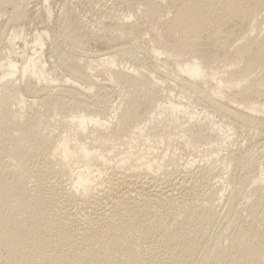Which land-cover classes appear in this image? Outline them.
<instances>
[{"label": "bare ground", "instance_id": "bare-ground-1", "mask_svg": "<svg viewBox=\"0 0 264 264\" xmlns=\"http://www.w3.org/2000/svg\"><path fill=\"white\" fill-rule=\"evenodd\" d=\"M111 1L128 14L88 22L104 51H85L83 16L58 25L69 46L52 56L73 80L60 83L42 62L46 31L19 63L23 30L8 27L27 0H0V264H264V0ZM119 54L131 68H113ZM92 72L122 85L114 107L91 95ZM53 107L72 110L64 135ZM234 127L246 144L219 155ZM221 180L249 185L242 207Z\"/></svg>", "mask_w": 264, "mask_h": 264}, {"label": "rangeland", "instance_id": "rangeland-1", "mask_svg": "<svg viewBox=\"0 0 264 264\" xmlns=\"http://www.w3.org/2000/svg\"><path fill=\"white\" fill-rule=\"evenodd\" d=\"M27 2L28 3H27V6H26V9H25V12H21L16 17H14V21L10 22L9 27H8V29H10V30H12V29L17 30V31L23 30V31L20 32L21 33L20 34L21 35L20 39H18L19 41L18 40L16 41L18 43L15 46L17 53L20 52V50L24 51V53H25V56H24L25 60H22L19 63L23 64V63L27 62V56H32V49H31V45L32 44H31V42H33V35L37 31L39 33L43 32V31H46L48 37L44 36V46L42 48L43 49L42 51H44L42 53L44 55H42V62L44 61L43 64L45 66L46 73L49 72V74H47V75L49 77L57 80V81H60V83L63 80H66L68 78L70 79V76H69L68 72L66 71V69L60 64V62L55 57L52 56L51 43H53L55 45V47L60 52L67 51L69 45L67 44V41H65V39L63 37L59 36L60 33H61V28L58 27V25H60L64 20L73 19L72 15H81V16H83L82 17V21H81L80 24H81V27L83 28V30L86 31L89 34V38H90V42L85 47V51L86 52H90V51L99 52V51H104L105 47H103L101 45V35H100V33L97 31L96 28H92L90 26L91 23H88L91 20V18H92V20H94L95 19L94 17H97V15H95L97 13L99 15H101L102 18H106V19L108 17H114V18L117 19L119 17H124V16H126L128 14V11H127L126 8H124L123 6H118L117 4H115L111 0H107L105 2V5L102 6V8H101V6H99V4L96 5L95 3H94V5L92 4L91 5L92 7L90 8L88 6V4H87V1H84V0H47L46 3H44L43 0H30V1L27 0ZM0 4H1L0 5V8H1L0 9V14H1L0 15L1 16V18H0V26H1L2 24H4V21L5 22L7 21L6 18L9 17L8 20H11V18H10V15H9L10 8L8 7V5L2 4V3H0ZM2 9L5 12L7 11L8 14H7V12L5 14H3L4 11ZM2 11H3V13H2ZM48 12L50 13V17L48 16ZM124 12H126V13H124ZM70 13L72 15H70ZM115 15H116V17H115ZM6 16H8V17H6ZM10 25H11V27H10ZM9 34H10V32H9ZM22 34H23V37H22ZM25 41H26V43H25L26 45H24ZM76 50H78V49H76ZM3 52H6V51L3 50ZM138 55H139V57L138 56L137 57L139 58L140 65L142 67L141 70L142 71H146L149 68V66L151 65L152 61L147 59V57H144L141 54H138ZM128 57H129V55H128ZM128 57H127L126 54L117 55L116 59H115L116 62L114 64L113 68L115 70H119V69H122V68H125V69L131 68L130 64H128V60H127ZM120 66H121V68H119ZM100 69H102V68H100ZM104 69H106V68H104ZM169 69L173 73H178L177 69L174 66H170ZM92 73L95 74L94 78L99 83V85L93 87V90L91 91V95H96V94H98L100 92H106L107 97L109 98V100H111L110 102H108L110 108L114 107L116 105V103L117 104L119 103V100L122 97L121 95L123 93H121V92H123V90H124L123 87H121L122 85H120V84L118 85L116 82H114L112 80H109L106 77V75L103 74V73L99 74V75L97 74V76H96L95 72H92ZM71 81H73V80H71ZM58 83L59 82H56V85ZM67 85L70 86V83H68ZM212 85H214V82H212ZM69 88H71V87H69ZM171 94L172 95L175 94L176 96H179V99H177V100H180L183 105L186 104L187 102L191 103V100L187 101V97L186 96H183L182 94L176 93V91L171 92ZM82 97H84V96L82 95ZM181 98H183V100H181ZM27 100H29V98H27ZM27 104L28 103H26L25 106H28ZM108 104H107V106H108ZM190 105H191V107H193L192 109L196 108L194 110L195 112L199 111L201 109V107H198L197 105H194L193 103L190 104ZM91 108L93 109V111H95L94 109H96L95 106H91ZM110 108L107 111L108 113H106L104 115V117H103V118H105L107 120H111V117L113 116V114L111 113V109ZM92 109L90 110L91 112H92ZM71 111L72 110L70 108H64V109H60L59 107H53L52 108L51 113L53 114L54 117H52V116H50V117L54 118L56 120L54 122V127H53V129L55 130L54 132H56L58 130L56 133L61 131L62 135H64L63 134L64 132L62 131L64 129H61V127L59 126L60 125L59 122L61 120L62 121L67 120V116H69V114L71 115ZM211 115H212V118H211L212 122L214 121L217 124H221V123L222 124H227L228 123V121L226 119H221L216 114L212 113ZM107 117L110 118V119H108ZM209 126L210 125H208L205 122H203V125H201L203 130L206 129L207 127H209ZM233 129H234V131L232 133H230V135H229L230 138L228 140L224 141L223 144L226 143L225 145L221 144V145L215 146V149H216V147L221 149L220 150L221 152L219 151V153H218L219 155L220 154L224 155L226 153L225 152L226 151L225 148H228L229 146H230L229 148H231V149H236L237 146H238L237 143L240 144V145H245L246 144L245 142L247 140L246 136H247L248 132L244 128L242 129L240 127H234ZM245 134H246V136H245ZM227 141H229V142H227ZM170 143H171V145L168 146V148L170 150V151L168 150L169 153L171 152L172 154L176 155L181 160L191 159L193 157L189 153L190 150H188L189 148L191 149L193 146L187 145V144L184 145L185 143L182 144L179 141H177L176 143L174 141H172ZM178 143H179V145H178ZM181 145H183L185 148L183 146H181ZM160 146H163V144L160 145ZM206 148H208V147H206ZM206 148H204L205 149L204 151H206ZM192 149L196 150L195 147H193ZM197 151H199L198 152L199 157L201 156L199 158L196 155L197 156V158H196L197 161L202 159V157H204L205 153L206 154L209 153V150L207 152H204L203 148L201 149L200 147L197 148ZM201 153H203L204 155L203 154L201 155ZM179 155H180V157H179ZM259 158H260V162H262L263 165H264V155L259 157ZM256 171L257 170H255V172L252 173V176L255 175ZM223 176L225 177V175H222V177ZM223 181L221 180V182H223V186H224L222 194L224 196H227L226 194H229L230 192L236 193L237 200L235 202V206H236V208L242 207V205H243L242 203L246 200V197H247L246 195H248L249 190H250L249 185H247V183L240 182V183H235L232 186L228 184V186H227L226 185L227 181H225V180H223ZM227 192H229V193H227Z\"/></svg>", "mask_w": 264, "mask_h": 264}]
</instances>
